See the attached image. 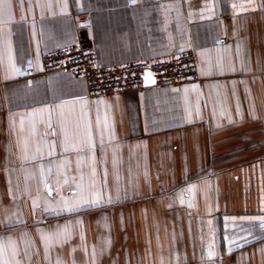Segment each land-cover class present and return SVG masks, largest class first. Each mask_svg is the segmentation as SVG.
Returning <instances> with one entry per match:
<instances>
[{
  "label": "crops",
  "instance_id": "obj_1",
  "mask_svg": "<svg viewBox=\"0 0 264 264\" xmlns=\"http://www.w3.org/2000/svg\"><path fill=\"white\" fill-rule=\"evenodd\" d=\"M7 3L0 259L264 264V0ZM83 39L106 66L192 49L203 85L95 101L83 77L42 67L43 53ZM102 182L101 206L61 210Z\"/></svg>",
  "mask_w": 264,
  "mask_h": 264
},
{
  "label": "built area",
  "instance_id": "obj_2",
  "mask_svg": "<svg viewBox=\"0 0 264 264\" xmlns=\"http://www.w3.org/2000/svg\"><path fill=\"white\" fill-rule=\"evenodd\" d=\"M91 39L79 40L71 45L47 51L42 55L45 73L60 70L83 77L88 95L98 101L102 96L128 91H144L145 75L152 73L154 86L179 87L185 82L203 85L197 54L189 49L167 59H148L122 64L102 65L97 58ZM21 68L27 75L30 63Z\"/></svg>",
  "mask_w": 264,
  "mask_h": 264
},
{
  "label": "snow or ice",
  "instance_id": "obj_3",
  "mask_svg": "<svg viewBox=\"0 0 264 264\" xmlns=\"http://www.w3.org/2000/svg\"><path fill=\"white\" fill-rule=\"evenodd\" d=\"M5 9H10V4L7 3V0H0V19L3 18V16L5 15ZM9 18H10V12H9ZM152 77V73H146L145 75V80L146 81H150L151 83H155V80H150V78ZM67 141V137H65V142ZM67 147L65 148V151H67ZM95 175V172L93 171V176ZM66 182V181H65ZM79 187V185H78ZM95 187V185L93 184V188ZM105 187V183H101V192H97L94 193L93 197L89 198L84 196L83 194L80 195V198L78 200H76L73 203H69L68 201H64V206L61 209L62 211H66L69 213H75V212H80L82 210H86L88 208H92V207H99L102 205V203L104 202L103 199V191L102 189ZM117 200L120 199L119 197V186L117 185ZM126 195V193H125ZM115 201L112 199L111 196H109L107 198L106 203L111 204L114 203ZM35 204V202H34ZM252 219H257V218H252ZM259 222H260V227L262 229H264V217H259ZM0 251H2V246H0ZM93 255L95 257V250L93 251ZM211 255V253H210ZM0 264H7L6 261H3L2 259H0ZM17 264H19V262H17Z\"/></svg>",
  "mask_w": 264,
  "mask_h": 264
},
{
  "label": "water",
  "instance_id": "obj_4",
  "mask_svg": "<svg viewBox=\"0 0 264 264\" xmlns=\"http://www.w3.org/2000/svg\"><path fill=\"white\" fill-rule=\"evenodd\" d=\"M147 73H149V72H147ZM153 79H154L153 77L150 78V80H153ZM151 84H154V83H151L150 81L145 80V85H151Z\"/></svg>",
  "mask_w": 264,
  "mask_h": 264
}]
</instances>
